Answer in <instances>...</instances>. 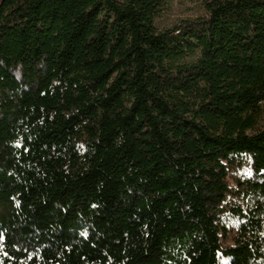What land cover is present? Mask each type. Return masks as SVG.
Instances as JSON below:
<instances>
[{
  "label": "trees",
  "instance_id": "obj_1",
  "mask_svg": "<svg viewBox=\"0 0 264 264\" xmlns=\"http://www.w3.org/2000/svg\"><path fill=\"white\" fill-rule=\"evenodd\" d=\"M169 1L0 0V264H264V0Z\"/></svg>",
  "mask_w": 264,
  "mask_h": 264
},
{
  "label": "rangeland",
  "instance_id": "obj_2",
  "mask_svg": "<svg viewBox=\"0 0 264 264\" xmlns=\"http://www.w3.org/2000/svg\"><path fill=\"white\" fill-rule=\"evenodd\" d=\"M204 14L203 0H170L155 17L154 25L157 30H163Z\"/></svg>",
  "mask_w": 264,
  "mask_h": 264
}]
</instances>
